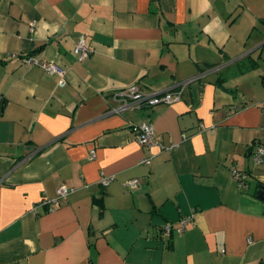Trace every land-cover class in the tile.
Masks as SVG:
<instances>
[{
  "label": "crops",
  "instance_id": "crops-1",
  "mask_svg": "<svg viewBox=\"0 0 264 264\" xmlns=\"http://www.w3.org/2000/svg\"><path fill=\"white\" fill-rule=\"evenodd\" d=\"M263 18L264 0H0V264H264ZM189 78L171 103L107 112L112 90ZM142 120L165 148L135 140Z\"/></svg>",
  "mask_w": 264,
  "mask_h": 264
},
{
  "label": "built area",
  "instance_id": "built-area-1",
  "mask_svg": "<svg viewBox=\"0 0 264 264\" xmlns=\"http://www.w3.org/2000/svg\"><path fill=\"white\" fill-rule=\"evenodd\" d=\"M73 53L77 56L79 60H83L87 58L92 51V48L87 44L85 40L84 34H80L73 45L72 48ZM22 61L25 64L32 65L38 64L45 71L50 73H57L60 75L61 80H63V68L59 66L54 61H47L36 58L33 54H25L22 56ZM192 78L186 79L175 85H169L165 88L146 93L139 89L136 85H128L122 88H117L110 92V95L117 104L109 105L107 112H121L129 107H143L146 105H152L159 102H164L166 104L171 103L180 98L183 93V89L185 83H188ZM130 126L135 129V140L147 147L157 146L159 148H165L161 141L155 134V130L153 125L148 120H142L139 123H130ZM174 143L172 142L168 148L172 147ZM264 152V147L262 145H258L252 151V158L259 162L262 160V155ZM90 157L94 156V150H90ZM140 162L149 163V157H142ZM231 173L233 177L237 180L238 186L242 187L246 184V180L248 178L249 172L246 170L238 169L233 167L231 169ZM113 179V175H101L99 178V182L105 186ZM139 183V179L137 177H131L124 181V185L132 188L137 186ZM75 188L73 186H69L66 184H60L56 187L55 195L50 197H44L41 199L43 203L51 204L50 209L53 208L54 204L59 202V199L65 197L67 194L72 192ZM193 213L191 212L187 216H182L179 218L178 223L175 225L172 222H165L161 229L163 233L170 234L172 231L181 232L187 222L192 218Z\"/></svg>",
  "mask_w": 264,
  "mask_h": 264
},
{
  "label": "trees",
  "instance_id": "trees-1",
  "mask_svg": "<svg viewBox=\"0 0 264 264\" xmlns=\"http://www.w3.org/2000/svg\"><path fill=\"white\" fill-rule=\"evenodd\" d=\"M261 21L264 22V18L261 19ZM256 62H257L256 59H252V58L247 57L246 58V64L244 63L245 64L244 65L245 66L244 69H248V68L254 67L256 65Z\"/></svg>",
  "mask_w": 264,
  "mask_h": 264
},
{
  "label": "water",
  "instance_id": "water-1",
  "mask_svg": "<svg viewBox=\"0 0 264 264\" xmlns=\"http://www.w3.org/2000/svg\"><path fill=\"white\" fill-rule=\"evenodd\" d=\"M110 105H114V104L111 103ZM256 196L264 199V187L263 186H260L259 189H257Z\"/></svg>",
  "mask_w": 264,
  "mask_h": 264
}]
</instances>
